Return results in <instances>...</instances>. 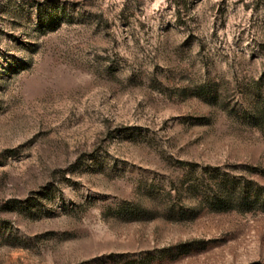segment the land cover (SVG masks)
<instances>
[{"label": "rangeland", "instance_id": "obj_1", "mask_svg": "<svg viewBox=\"0 0 264 264\" xmlns=\"http://www.w3.org/2000/svg\"><path fill=\"white\" fill-rule=\"evenodd\" d=\"M264 0H0V264H264Z\"/></svg>", "mask_w": 264, "mask_h": 264}, {"label": "trees", "instance_id": "obj_2", "mask_svg": "<svg viewBox=\"0 0 264 264\" xmlns=\"http://www.w3.org/2000/svg\"><path fill=\"white\" fill-rule=\"evenodd\" d=\"M176 0H170L174 3ZM256 123L264 119V107L257 109ZM259 116V119H257ZM207 193L201 203L213 212L264 210V186L250 179L224 175L206 186Z\"/></svg>", "mask_w": 264, "mask_h": 264}]
</instances>
